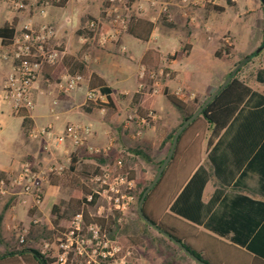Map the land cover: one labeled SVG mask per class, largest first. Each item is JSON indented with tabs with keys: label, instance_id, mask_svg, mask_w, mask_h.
Wrapping results in <instances>:
<instances>
[{
	"label": "crops",
	"instance_id": "0c3cea01",
	"mask_svg": "<svg viewBox=\"0 0 264 264\" xmlns=\"http://www.w3.org/2000/svg\"><path fill=\"white\" fill-rule=\"evenodd\" d=\"M196 2L197 5L187 12L190 21L179 8H173L175 25L166 26L159 19L157 8L143 0H135L131 3V11L141 7L142 12L132 20L131 31L101 47L89 41L87 45H81L79 42L83 36L73 42V32L77 28L73 27L75 20L79 22L84 16L99 13L98 7L91 3L80 4L78 8L72 3L53 4L44 16L34 15L30 20H23L24 16L19 17L18 12L10 10V19L0 28L16 23L15 31H18L28 22L34 26L53 25L55 35L51 45L64 52L60 63L41 70L30 92L34 109L26 114L32 127L51 124L55 133H60L70 124L67 119L78 115L87 120L83 124L92 130L88 146L101 147L113 139L112 152L118 155L120 150L116 141L123 144L129 141L134 144V157L138 163L142 161L137 153L148 155L151 163L138 181L150 183L155 177L149 178L152 168L167 156L170 146L162 148L167 135L180 124L179 115L166 96L173 97L177 88L185 87L195 95L194 103L209 97L216 89L215 84L198 81L187 66L182 68L179 65L174 42L178 41L183 57L188 58L196 51L195 58L198 59L210 49L214 56L221 49L223 37L229 36L233 47V54L229 57L231 69L259 49V54L250 58L238 75V79L250 89L249 94L217 136H211L206 124L204 132L189 129L182 135L172 155L175 156L173 163L170 159L164 169L169 168L168 175L163 177L160 187L147 201L146 213L193 250L202 253L211 264L226 262L213 261L208 244L235 253L244 259L245 264H252L256 259L261 263L264 262V4L261 0ZM70 5L73 7L69 13L55 12ZM209 6L220 7L223 12ZM65 20L70 23L65 25ZM79 46L82 53H78V48H72ZM150 51L158 53L159 65L166 66L171 72L164 93L153 97L136 94L138 74L142 67H146L143 64ZM13 65L11 54L2 48L0 40V81L11 73ZM63 71L84 77L82 87L67 96L56 89ZM231 71L225 74L224 80ZM94 78L101 81L117 106V111L108 119H104L101 115L104 112L98 107L85 103V92ZM147 101L151 102L148 108L155 111L158 120L145 129L141 137L126 141L127 136L122 132L125 114L130 108L139 109ZM20 113L0 104V172H14L20 162H30L28 156L36 161L31 162L36 169L50 162L65 164L68 151L71 160L79 158L83 149L74 150L66 144L46 153L43 141H30L23 130ZM7 138H12L11 142L7 143ZM134 170L137 171V164ZM15 199L0 196V264H25L16 253L22 250L9 243L12 233L8 229L15 222H29L24 216L27 211L22 203L14 205ZM59 199L58 186L53 184L45 188L43 214L46 215L47 209L56 205ZM26 201L28 203L29 199ZM188 259L185 264H198Z\"/></svg>",
	"mask_w": 264,
	"mask_h": 264
},
{
	"label": "built area",
	"instance_id": "2783aa9c",
	"mask_svg": "<svg viewBox=\"0 0 264 264\" xmlns=\"http://www.w3.org/2000/svg\"><path fill=\"white\" fill-rule=\"evenodd\" d=\"M88 0H0L13 12L33 9L36 15L44 16L47 8L53 4H83ZM151 7L157 8L159 19L166 23L175 20L173 8H179L181 14L188 18V10L196 6V0H143ZM213 0H203L212 3ZM129 0H105L102 17L89 21L84 29L92 33L91 38L98 39L100 46L106 42L118 39L126 33L132 20L141 7L132 12ZM104 29H106L104 31ZM55 35L53 25L34 26L25 23L15 31L11 44V58L14 62L12 71L0 81V104L11 107L19 114L30 113L34 109L30 92L37 81L42 69L60 63L64 52L57 46L51 45ZM88 37L82 40L88 41ZM223 43L231 47L229 36L223 37ZM170 69L159 65L156 68L142 67L138 74L136 94L153 97L162 94L166 81L170 78ZM84 83L81 74L63 71L56 82V89L61 95L67 96L79 90ZM173 97L182 103L194 101L195 95L184 88H177ZM85 103L98 107L105 112L107 97L98 88H88L85 92ZM54 105L56 102L53 103ZM158 120L152 108L145 109L142 114L138 109H130L124 116L123 129L132 125L135 127L132 139L142 136L145 129ZM92 136L89 126L80 123H70L60 133H55L51 124L32 127L27 132L30 141H43V150L51 153L60 146L68 144L72 149H85L92 156H99L106 161L99 171L88 179L86 191L79 209L73 214L64 230L50 227V238L44 240L36 251L50 264H129V253L123 252L116 226L132 214H137L138 201L137 180L131 175L123 163L124 151L110 159L115 140L110 139L101 147L88 146ZM69 162L71 153L67 152ZM64 165L50 162L36 169L30 162L22 161L14 172H0V196L17 197L22 204H27L31 211L43 213L45 186L51 175L60 176ZM26 199H29L28 203ZM116 224L110 226V222ZM41 222L34 219L33 223ZM10 230V228L8 229ZM113 232V234L111 233ZM28 231L23 228L18 235V243H26Z\"/></svg>",
	"mask_w": 264,
	"mask_h": 264
},
{
	"label": "rangeland",
	"instance_id": "374dc122",
	"mask_svg": "<svg viewBox=\"0 0 264 264\" xmlns=\"http://www.w3.org/2000/svg\"><path fill=\"white\" fill-rule=\"evenodd\" d=\"M135 0H131L130 3H133ZM88 0L86 3L93 4V7L97 8L99 10V13L96 16L90 15V16H84L79 22L75 20V23L73 27H77L75 32H73L74 41L79 40V36L83 37H89L91 38L92 33L88 32L84 27L86 24L90 21L89 17H92L95 20H98L102 17V10L105 5V0ZM100 5V6H99ZM73 6L76 8L77 6H80V4H73ZM73 6H67L63 9L55 10V12H62V13H69L70 9ZM93 8L92 6H90ZM78 8V7H77ZM93 8V9H95ZM97 10V11H98ZM10 9L4 5L3 3H0V26L3 25L4 21H7L10 19L9 17ZM35 14L33 9H27L24 11L19 12V17L24 16L23 20L32 18ZM19 20V18H16ZM17 20V22H18ZM46 20V19H45ZM20 23V22H19ZM63 23L68 24L70 22L64 21ZM166 23V22H164ZM166 24H172L175 25V22L173 23H166ZM78 25V26H76ZM80 32V33H79ZM226 36V35H225ZM78 38V39H77ZM89 42H93L94 44H97L98 46V39L95 38V40L89 39ZM88 41H80L79 43L81 45H87ZM101 47V46H100ZM74 50L78 48V53H82V48L79 47H72ZM173 49L178 52V62L179 65L184 68V66H187V68L196 76V79L198 81L208 82L210 81L211 84H215L216 89L224 82L225 74L229 71H231L232 67L229 64L230 63V55L233 54V47H228L224 43H221V50L227 51L229 56H227V60L229 63L223 62L217 58H215L212 53L211 49L205 52L201 57L198 59L195 58L196 51H194L190 57L186 58L182 56V52L179 46L178 41H175L173 44ZM225 53V54H226ZM195 79V81H196ZM197 83V81H196ZM185 90L188 91L184 87ZM208 97L200 98L198 103H201L205 101ZM188 104H193L192 102H189ZM169 109L174 110L171 106L168 105ZM130 109H134L130 108ZM179 115V121L181 120V115L177 112ZM114 111L106 109L104 113L101 115L104 116V119H108ZM70 123H84L87 120L78 116V115H71L67 119ZM205 123L199 122L198 124L194 125L191 129L198 130L200 132H204L205 130ZM17 133L20 132L19 126L16 125ZM124 133V136H127L126 141L132 140L131 138L132 134H134V125L129 127L128 129H123L122 131ZM209 132V131H208ZM210 132L207 134L209 137ZM8 139V138H7ZM12 138L8 139V142H11ZM181 140V138H180ZM118 143V148L121 151L124 152L123 156V163L124 166L133 177L136 178V180H140L144 175L146 174L147 169L149 168L148 164L145 163L142 159H140L142 162L138 163L137 159L134 157V144L131 142H127L125 144L122 143V141H116ZM26 143V142H25ZM117 155V154H116ZM115 152H111L110 159L115 157ZM92 155H89L86 153L85 149H83L79 155V158L75 160V170L71 171V157L69 162H66L64 165V171L60 176L57 175H51L49 177V183L45 186L47 188L50 185H56L59 188V196L60 199L57 201V204L66 203L70 196L73 194V189L75 188L77 190L76 195H78L79 199L83 200V196L86 191V184L88 182V179L93 174L97 173L99 171L100 166L104 164H100L96 162L95 160H92L90 157ZM30 157V163H36V161H33L32 156ZM22 159V158H21ZM175 159V156L172 158L170 163H173V160ZM26 160V159H25ZM28 161V160H26ZM29 162V161H28ZM137 164V171L134 170V165ZM168 167L162 174L159 182L156 184V186L153 188L150 196L152 195L153 191L158 189L163 181V177L165 175H168ZM156 173V166L152 168V173L149 178H152V176H155ZM79 183V185L77 184ZM149 196V197H150ZM21 204V202L18 201L17 197L14 201V205ZM147 204V203H146ZM23 209L27 211L24 216L28 218V223L24 224L23 222H15V224L10 227L11 237L9 240V243H12V245L20 250L24 249H33L36 250L39 244H41L44 240H47L50 238V227L54 226L55 228H58L59 230H64L69 220L73 215H68L64 219H62L59 223H54V217L51 215V209H47V214L44 215V209L43 213H37L36 211H31L28 207V205L21 204ZM81 205V203H80ZM79 205V207H80ZM54 206V205H53ZM52 206V207H53ZM78 207V209H79ZM146 205L144 207V211L146 213ZM77 209V210H78ZM76 210V211H77ZM147 214V213H146ZM148 216V215H147ZM138 213L132 214L131 216L123 219L119 225H117L115 233L118 236L119 242L122 246L123 252L129 253L128 257V263L129 264H185L188 259L186 255H184L181 250L174 244L170 243L166 240H164L163 236L155 231L154 229L147 228L144 226L143 222H139L138 220ZM34 219H40L41 222L34 224ZM27 229V239L26 243L24 245H20L18 243V235L21 229ZM209 255L211 256L213 261L216 260H224L226 264H245V261L242 257L236 255L235 253H232L230 251H227L225 249H219L217 247L211 246L208 244L207 246ZM49 264L51 261L48 262ZM193 263V262H192Z\"/></svg>",
	"mask_w": 264,
	"mask_h": 264
},
{
	"label": "trees",
	"instance_id": "16d2710c",
	"mask_svg": "<svg viewBox=\"0 0 264 264\" xmlns=\"http://www.w3.org/2000/svg\"><path fill=\"white\" fill-rule=\"evenodd\" d=\"M131 2V0H129ZM63 4V3H60ZM208 8H212L213 10L217 12H223V9L220 7H214V6H209ZM90 21H95L92 17H89ZM164 25L166 26H172V24H166L163 22ZM15 27L16 23L12 24H5L3 27L0 28V40H1V46L3 49H5L9 54H11V44L12 40L15 34ZM131 24L128 27V31L130 30ZM106 29H104L105 31ZM80 33V32H79ZM144 40V39H143ZM264 49V46L262 50ZM227 51H225L226 53ZM260 50H256L252 54L249 55L250 58H253L259 54ZM223 50H217L214 54L215 58L229 63L227 60L228 53L225 54ZM247 57H244V59ZM144 66L146 68H156L159 66V57L158 53L154 51L148 52L146 55L145 61H144ZM238 64H235V66ZM234 66V67H235ZM245 66V65H244ZM243 66L237 71V73L232 77L231 81L222 89L218 92L216 97L207 105V107L202 111V113L192 122L189 124V126L181 133V135L178 138V142L180 141V138L182 135H184L189 129H191L194 125L198 124L199 122H203L207 125L208 129L211 131V136L215 137L221 132L225 126L228 124L234 113L237 111L238 107L240 104L243 102L244 98L249 94L250 89L238 79V75L241 72ZM230 73L226 76L228 77ZM90 88H98L100 92L107 97V105L105 106L106 109L112 110V111H117V106L113 100V96L109 93V91L105 88V86L101 83V81H98L96 78H94L93 82L91 83ZM218 89V88H217ZM167 100L172 104V106L177 110V112L181 115V120L180 124L178 127L173 129L166 137L163 147L162 148H168L171 144V141L173 139V136L179 126L191 115H193L198 108L201 106V103H198L196 100L193 104H188V103H182L178 101L176 98L172 96H166ZM206 100V99H205ZM151 106V102H145L144 104L140 105L138 111L140 114L144 112L145 109H148V107ZM20 116L23 118L22 121V127L27 134L28 130L32 127V122L28 118V115L25 112H21ZM134 152V151H132ZM137 155L142 159L145 163H151V158L144 154V153H137ZM92 160H95L96 162L100 164L106 163L104 159H102L99 156H91L90 157ZM173 158V156H172ZM171 158V159H172ZM113 159V158H111ZM162 161L159 162L156 165V172L161 165ZM75 160H71V167L70 170L74 171L75 170ZM163 174V173H162ZM161 174V176H162ZM160 176V178H161ZM158 179V181L160 180ZM79 185V183H77ZM150 184V182H143V181H137V193H136V198L137 201H139L143 191L146 189V187ZM153 190V188H152ZM152 190L148 193V195L145 198V201L142 205V210L144 214L147 216V214L144 211V207L149 199V196L152 192ZM77 190L74 188L73 189V194L70 196L69 200L66 203L62 204H56L52 207L51 210V215L54 217V223L57 224L59 223L62 219L67 217L68 215H73L76 210L78 209L81 200L79 199L78 195H76ZM154 224L157 225L159 229L162 231L166 232L167 234L173 236L177 241L181 242L184 247L189 250L196 258L199 260L203 261L206 264H211L203 255L202 253L193 250L190 246H188L182 239H180L173 231L165 227L163 224L156 223L154 220H152L149 216H147ZM1 220V217H0ZM139 222H143L139 217H138ZM116 223L111 221L110 226H114ZM144 226L147 228L149 227L147 224L143 222ZM117 228V227H116ZM152 229V228H151ZM113 234V232H111ZM164 240L172 243L170 240L167 238L163 237ZM182 252V251H181ZM20 257L23 263L25 264H49L48 261L42 257L36 250L33 249H24L22 251H17L16 252ZM183 253V252H182ZM184 254V253H183ZM185 255V254H184ZM188 257V256H187ZM260 258V257H256ZM260 262L259 259H256V262L252 264H264V262Z\"/></svg>",
	"mask_w": 264,
	"mask_h": 264
},
{
	"label": "water",
	"instance_id": "95a60500",
	"mask_svg": "<svg viewBox=\"0 0 264 264\" xmlns=\"http://www.w3.org/2000/svg\"><path fill=\"white\" fill-rule=\"evenodd\" d=\"M262 4H264V0H261ZM250 59V57L245 58L244 60H242L238 65H236L232 71L230 72V75L228 77H226V79L224 80V82L218 87V89L216 91H214L202 104L201 106L198 108V110L191 115L189 118H187L177 129V131L175 132L173 139L171 141L167 156L165 157V159L163 160V162L161 163V165L159 166L157 173L155 175V177L153 178V180L151 181V183L146 187V189L143 191L139 201H138V216L139 218L145 223L147 224L149 227H151L152 229H154L155 231H157L158 233H160L163 237L167 238L168 240H170L172 243H174L186 256H188L190 259H192L194 262L198 263V264H206L203 261L199 260L198 258H196L189 250H187L184 245L177 241L173 236L167 234L166 232L162 231L161 229H159L157 227L156 224H154L143 212L142 210V205L145 201L146 196L148 195V193L150 192V190L153 188V186L156 184V182L158 181V179L160 178L162 172L164 171L167 163L170 161L175 147L177 145L178 142V138L181 135V133L189 126L190 123H192L201 113L202 111L207 107V105L216 97V95L218 94V92L220 90H222L232 79V77L237 73V71Z\"/></svg>",
	"mask_w": 264,
	"mask_h": 264
}]
</instances>
